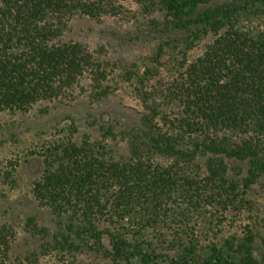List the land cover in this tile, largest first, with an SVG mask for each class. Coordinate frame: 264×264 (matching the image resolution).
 Instances as JSON below:
<instances>
[{
  "label": "trees",
  "instance_id": "trees-1",
  "mask_svg": "<svg viewBox=\"0 0 264 264\" xmlns=\"http://www.w3.org/2000/svg\"><path fill=\"white\" fill-rule=\"evenodd\" d=\"M138 1L190 33L169 45L172 78L141 90L160 118L46 143L33 195L50 219L30 215L26 233L63 264H264L256 225L224 228L264 193V0ZM83 2L0 0V112L106 100L139 76L105 47L66 39ZM17 236L0 221V264H22Z\"/></svg>",
  "mask_w": 264,
  "mask_h": 264
},
{
  "label": "rangeland",
  "instance_id": "rangeland-1",
  "mask_svg": "<svg viewBox=\"0 0 264 264\" xmlns=\"http://www.w3.org/2000/svg\"><path fill=\"white\" fill-rule=\"evenodd\" d=\"M231 1L212 0L209 6L219 7ZM153 16L138 0H84L81 15L66 30V39L81 41L93 48L105 47L110 59L129 66L134 64L139 76L129 84L120 85L106 100L92 101L84 97L69 104L41 103L25 114L0 112V221L16 230L22 264H63L52 255L41 253L38 238L26 233L30 215L48 213L38 207L33 195V185L44 172L41 148L49 141L70 136L74 128L80 135L98 137L102 126H112L117 132L131 131L150 124L153 117L160 118L158 108L154 112L143 102L141 90L162 88L161 82L172 78L168 70L171 67L169 45L190 33L172 29L171 24ZM258 19L253 20L256 30L263 24ZM200 49V46L194 49L192 56H197ZM14 163H18L16 172L8 178L7 172ZM253 198L257 209L244 210L237 218L224 222V228L225 236L231 232L243 236L247 225H256L261 237L255 243V252L260 256L264 253L261 241L264 239V193ZM202 244L207 247L210 243L207 240ZM29 254L30 258H26ZM232 261L237 258L234 256ZM174 262L170 257L160 264Z\"/></svg>",
  "mask_w": 264,
  "mask_h": 264
}]
</instances>
